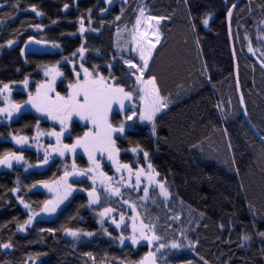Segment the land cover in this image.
I'll use <instances>...</instances> for the list:
<instances>
[{
	"label": "trees",
	"instance_id": "obj_1",
	"mask_svg": "<svg viewBox=\"0 0 264 264\" xmlns=\"http://www.w3.org/2000/svg\"><path fill=\"white\" fill-rule=\"evenodd\" d=\"M235 3L0 0V92L4 85L19 86L25 80L39 83L44 69L55 68L62 81L53 96H66L82 65L131 91L138 104L136 72L126 61L138 66L139 61L124 54L116 37L134 27L144 10L161 19V38L145 77H155L168 105L155 118V130L134 118L132 128L116 134L112 160L107 151L92 152L95 164L84 155L75 159L77 166L92 169L89 180L97 183L83 187L98 192V208L89 206L87 195L79 192L53 221L38 220L27 227L28 213L18 201L39 210L48 195L34 187L57 178L69 157L56 159L55 146L51 147L53 157L43 175L0 168V245H11L0 246V264H136L148 256L154 264H264V145L244 121L238 100L227 25ZM33 7L42 14L37 16ZM231 31L246 112L264 138V0H241ZM32 37L54 50L45 56L29 55L23 62L20 48ZM11 96L14 102L29 100L23 92ZM123 118L116 113L110 123L118 127ZM39 121L34 113L14 123L0 121V159L18 154L13 137L28 139L37 129L57 130ZM85 132L87 128L75 124L64 144L71 145ZM38 142L43 139L36 140L33 149ZM114 161L128 165L131 173L125 168L117 171ZM161 181L168 198L161 195ZM105 208L112 210L109 221L100 222ZM131 220L151 226L160 239L152 245L133 244ZM67 230L93 235L69 240ZM173 243L179 247H171Z\"/></svg>",
	"mask_w": 264,
	"mask_h": 264
},
{
	"label": "snow or ice",
	"instance_id": "obj_2",
	"mask_svg": "<svg viewBox=\"0 0 264 264\" xmlns=\"http://www.w3.org/2000/svg\"><path fill=\"white\" fill-rule=\"evenodd\" d=\"M65 7H67V5H65ZM32 11L35 12L37 16L42 14L37 11L35 7L32 8ZM230 15L231 12H229V16ZM149 19L153 18L149 17ZM203 22L205 25H207L208 20L205 19ZM137 23H139V21H137ZM12 43V41H9V46H11ZM145 43H148V41H145ZM155 43H159V39H157ZM155 43L152 44V48L155 47ZM54 46L58 47V45ZM139 47L140 59L144 62L143 66L137 68V65L131 63L130 61H126V63H128L130 68H137V71L140 73V75L137 76L136 79L137 82L141 84V87L138 89V91L140 93H143V95L139 98L144 102V108L139 113V119L152 122L156 113L161 111L162 107H167V104L161 103L162 98L159 95V89L157 87L155 77H152L148 80L142 79L143 72L148 67V59L151 56V49H148L147 55H145V49L143 45L140 44ZM79 51L83 53L84 49L81 48ZM81 68L83 70V75H81L80 72H76L77 80L74 84L69 85V87L72 89V92L68 96H61L59 95V93H56L55 96L52 95V93L55 92V89L52 86V83L54 82L53 78V82H49L47 85H40V87L37 88V93L35 97L30 94L28 102L31 103L32 107H34L38 112L44 113L51 119L58 121V123L61 125L60 131H53L48 133V135L56 137L57 145H60V138L64 135L65 131L68 130L69 124L72 121L73 116L79 117L80 120L90 121L92 123L93 131L85 132L83 137L77 138L75 144H63L60 148L57 149L60 155L63 156L65 151L75 153L76 149L79 147L83 148L84 151L89 153V159L92 160L94 164L96 163L92 156V152L94 151H107L109 153V159L112 160V154L116 151L115 140L112 138V134L114 132L123 133L124 125L120 124L118 127H113L112 123H110L108 120V113L111 110L113 104H119L120 109L123 110L125 107L124 100H131L132 92L125 91L123 87L115 86L109 83V81L105 77L100 76L99 74L93 75V73L89 72L87 68H83L82 65ZM48 74L49 73L46 71L45 75ZM57 75H60V73H57ZM133 75H135V73H133ZM25 85H27V80H25ZM7 89L8 85H4V90ZM41 89H43V91H41ZM12 107L15 109H19L20 107H22V105L16 104L12 105ZM4 111L6 110L0 108V112ZM8 115L11 116V112H9ZM127 119H132V116H128ZM153 130H155L154 124ZM41 134L43 133H38V135ZM13 139H16L17 143H22L26 142L27 138L22 137L17 139L16 137H13ZM144 156L145 158H147L148 153L144 152ZM10 158H14L17 162L23 159L22 156H17L15 153H10L7 154L3 159H0V165H5L6 167L11 168L12 164L10 162ZM47 162L48 156L46 154L44 157V163ZM114 162L118 164L117 171H120L121 168H125L128 169L129 173H131L132 170L128 167V165H119L118 161ZM96 166L99 167L98 164ZM148 167L150 169L152 168L151 163L148 164ZM73 168H75V165H73ZM87 171H92V169H88ZM69 174L70 173L65 172V176H68ZM79 174H84V170H81ZM137 176L139 177V172L137 173ZM138 183L139 179H137V184ZM70 187L71 186L69 185V188ZM159 187L161 195L165 198H168L169 192L165 188L164 183L162 181L159 182ZM14 191L16 190L14 189ZM94 191L95 190H93V192ZM113 191L114 194L119 193L118 188ZM144 191L145 195H147V189H145ZM93 192H89V196H93ZM96 202H98V197L92 200V203ZM21 203H23V201H21ZM48 203H51V201H49ZM24 207L28 208L29 205L24 204ZM48 210V205L45 204V211ZM110 211L112 210L105 208L104 212H102L101 215L103 216ZM121 220H123V217H121ZM113 222L115 223V221ZM26 223H32L31 216L29 217V220ZM119 226L120 225L117 224V227ZM141 228H148V230L151 231V226L149 225H141ZM19 230L23 231L24 227L21 226ZM133 230H136L135 226L133 227ZM67 234L72 237H77L79 235L78 232L71 230H69ZM83 235L91 236L93 235V233H83ZM261 235L264 236V233H261ZM141 238L148 240L149 243H151L152 240L160 239V237L156 235L148 237L144 234L143 231H141ZM243 238L248 239L247 236ZM136 242L137 241L135 239H132L133 244H135ZM121 243H123V240H121ZM0 246L4 248L11 247L10 244H3ZM164 246L165 245L163 244L160 245V247ZM171 247L177 248L179 247V245L173 243ZM149 255H151V253ZM145 259H147V257H145ZM205 264H207V262H205Z\"/></svg>",
	"mask_w": 264,
	"mask_h": 264
},
{
	"label": "rangeland",
	"instance_id": "obj_3",
	"mask_svg": "<svg viewBox=\"0 0 264 264\" xmlns=\"http://www.w3.org/2000/svg\"><path fill=\"white\" fill-rule=\"evenodd\" d=\"M149 17H152L153 19H149ZM137 21H139V23H137ZM137 21H136L134 27H132L129 30L126 29V31L124 33L118 34L116 38H117V41H118L119 45L122 47V50L124 51V54H129V55L131 54L135 59H137L139 61V66L136 64L137 68H139V67H142L143 63H144L143 60L140 59V47H139V45L140 44L143 45V47L145 49V55H147V50L151 49V56L148 59V66H149L151 57L153 55V52H154L156 46L158 45V43H155V42H156L157 39H159V41H160V38H161V35H160V32H159V28H158L159 24L161 22V19L153 17V16H151L149 14H146L145 11L142 10V11H140L138 13ZM208 23H209V20H208ZM145 41H148V43H145ZM153 43H155V47L154 48H152V44ZM53 50L54 49L52 48L50 50V52H53ZM133 64H135V63H133ZM137 68H134V70L136 72L135 75H134L135 79H136L137 76L140 75V73L137 71ZM147 69H148V67H147ZM147 69H145L144 72H143V77H142L143 80H148L145 77ZM46 71L49 73L48 75H45ZM78 72H80L81 75H83L82 68H80ZM43 73L44 74L42 75V78H41L42 80L39 83L33 84V83H31V81H27V85H25V82H24L23 84H21V85H19L17 87H14V86L8 87L7 90H4V88H3V90L0 92V100H1V104H2L1 108L5 109L6 111L0 112V121L1 122L10 123V121H12L13 118H14L12 116V112H11L12 105H15V103L12 100V96H11L13 93L18 92V91H22L23 94L27 95L28 97H29L30 94L33 97H35L36 93H37V88H39L40 85H47L49 82H53V78H54V82L52 83V86L55 89L56 84H58L59 82L62 81L61 75H57V73H59V72L55 68L44 69ZM93 75H96V74L93 73ZM74 78H75V80H74V83H75L76 80H77L76 73L74 74ZM136 85H137V89H139L141 87V84H139L137 82V79H136ZM41 91H43V89H41ZM71 92H72V89L68 85V92H67L66 96H68ZM138 93H139V97L143 95V93H140L139 91H138ZM52 95H53V93H52ZM139 97H138V100H139L138 104H135L133 102V97H132L131 100L125 99L124 100L125 107H124L123 110L120 109L119 104H113L111 110L108 113L109 122H110V115L112 113H118L122 117H124L123 118L124 122L121 123V124L124 125V130L126 128H132L133 124H132L131 120L134 119V118L139 119V113L144 108V102ZM161 103L162 104H166V102L164 101L163 98L161 100ZM137 105H138V109H137ZM167 109H168V105H167V107H162L161 111L156 113V115L154 117V120L152 122H149L147 120H140V119H139V121L143 125H147V126L153 127L155 118L157 116H159L160 114L164 113ZM138 110H139V112H138ZM9 112H11V116L8 115ZM36 113L39 114L40 117L43 116L42 117L43 119H48L49 118L47 115H45L42 112H38L37 110H36ZM133 113H135V114H133ZM128 116H132V119H130V120L127 119ZM77 119H79V117H77ZM80 121H83V120H80ZM83 122L89 127V130L87 129V132H92L93 131L92 123L90 121H83ZM39 132L40 133H45V132H42V131H39ZM116 134H119V132H114L112 134V138L115 137ZM49 136H51V135H49ZM38 137L40 138V140L43 139V135L37 136L36 137L37 140L39 139ZM27 143H28L27 141L26 142H22V144H21L22 146L21 147L26 148L27 147ZM61 146L62 145H56V154L59 157L60 156L61 157H67L68 156L69 158H72L73 160H75L79 155H84V159L88 158V160H90L89 159V153L84 151L83 148H79V147L76 149L75 153L65 151L64 155L62 156V155L59 154V151L57 150ZM10 161H11V164L14 167H18V168H21L23 166V164H24L23 162H20V161L17 162L14 158H11ZM71 166H72L71 162L70 163L64 162V164H63V173L67 172L69 168L71 169ZM91 180H93L92 177L89 180V184L91 186L94 185L95 183H97V182L91 181ZM45 185H47V186H45ZM18 187H19V182H18ZM34 189L45 192L48 195V198L45 201H48V200L54 201L56 203V205L60 208V210H63L66 207L67 203H69L68 200H69V198H71V196H73V195H75V194H77L79 192H81V193L86 192L83 189H81L80 191H76L75 192V191H73V188H71L72 189V194L71 195L65 194V189H69V185L63 183L61 181V179L59 178V176L57 178H55L53 181H51V182L40 183V184L36 185L34 187ZM18 191H19V188H17L16 191H14V199H15V197L17 198ZM64 197H66V198H64ZM108 198L111 199L112 197L109 195ZM18 204L21 205L24 208L25 212L28 213L27 214L28 215L27 216L28 220H29L30 216L32 217V223L31 224H27V227L32 226L36 221L41 220V208L39 210H35L32 206H29L28 208H25L24 204L21 203L20 201H18ZM109 215H110L109 212L106 213L103 216L101 215L100 222L108 220V216ZM99 216H100V214H99ZM129 222L131 223V224H129V227H131V238H130V241H132V239H135L137 241L136 244L152 245L154 243V240H152L151 243H149L148 240L141 238V231H143L144 234L146 236H148V237L153 236V231H149V230H145L144 228H141V225H139L138 221H137V223L135 221L132 222V220L129 221ZM124 223H125V225L126 224L128 225V220H127V223H126V221H124ZM134 226H135V229H136L135 231L133 230ZM68 231L69 230L65 231V237L67 239H69V240H78V239H81L82 236H83L82 232H80L79 230H74V231L79 233V235L77 237H72V236L68 235L67 234ZM142 262H143V264H153L151 256H150V258L148 256L147 259L142 260L141 262H138L136 264H142Z\"/></svg>",
	"mask_w": 264,
	"mask_h": 264
},
{
	"label": "flooded vegetation",
	"instance_id": "obj_4",
	"mask_svg": "<svg viewBox=\"0 0 264 264\" xmlns=\"http://www.w3.org/2000/svg\"><path fill=\"white\" fill-rule=\"evenodd\" d=\"M21 85V84H20ZM18 85H16V86H14V87H17ZM19 92H21L22 93V91H18V93ZM67 95V94H66ZM13 100V99H12ZM28 101L29 100H25L24 102H14V100H13V102L15 103V105L16 104H19V105H26V104H30V103H28ZM30 105H32V104H30ZM11 112H12V110H11ZM31 113H34V114H36V116L38 117V118H40L41 119V121H39V125H40V123L41 122H46L48 125H50L51 123H52V125L54 124L55 125V127H56V129L57 130H54V131H60V125H59V123H58V121H56V120H54L53 122H51V118L49 117L48 119H43L42 117H40V115L39 114H37L36 113V109L34 108V107H32V110H31V112L30 113H27V112H25V111H20V112H18V113H14V112H12V116L14 117L13 118V120L12 121H10V123H14V122H16V120H18L21 116H23L24 114H31ZM114 114H116V113H112L111 115H110V122H111V119H112V117H113V115ZM74 117V120L69 124V127H68V130L67 131H65V138H64V140L61 142L60 141V145H63L65 142H66V140L67 139H69L70 138V132H71V129L73 128V126L76 124V125H78V127H79V129L80 128H85L87 125L83 122V121H80L79 119H77V117L76 116H73ZM37 128H39V126L37 127ZM38 133H40L39 132V130L37 129V131L35 132V136H33V137H31V138H28V139H26V141L28 142L27 143V147L26 148H23V147H21L22 145V143H16V144H18L17 146L19 147H17V149H18V156H22L23 157V159L22 160H20V162H23L24 164H23V166L21 167V168H18V167H14L13 165H12V167L10 168V169H12V170H17V169H19L24 175H29L30 173H32V172H34L35 174H38V175H43V174H45V173H43V174H39V173H37L36 171H35V167H36V165L37 164H39V163H44V157H45V155L47 154V156H48V162H47V164H48V168H47V170L46 171H48V169H49V167H50V163H51V159H52V157H53V154L51 153L52 152V148L51 147H53L54 148V146H55V149H56V145H57V141H56V137L55 136H49L48 135V133H50L49 131L48 132H45V133H43V134H41V135H43V143H41V142H38L37 144H36V146H37V149H36V147L33 149V146H34V144H35V142H36V137L37 136H40V135H38ZM84 136V135H83ZM22 138V137H21ZM39 138V137H38ZM19 139V138H18ZM38 140H40V138L38 139ZM37 140V141H38ZM76 140L77 139H73L72 140V144H74L75 142H76ZM51 143H54V145H50ZM70 145V144H69ZM21 147V148H20ZM54 149V150H55ZM34 150H36L35 152H34ZM32 155V156H31ZM56 156H55V158L56 159H58V155L57 154H55ZM11 159V158H10ZM11 162V161H10ZM71 162V164H72V166H71V169L69 168L68 169V173H70L68 176H71V175H73L74 174V172L75 171H81V170H84V172L86 173V174H88V179L85 181V182H75V181H73V180H69V179H67V180H62L61 179V175H63V174H65V172L63 173V164L64 163H62V165H60V175H59V178L61 179V181L63 182V183H65V184H68V185H70L71 187L69 188V189H65V194H68V195H71L72 194V189L71 188H73V191H80L81 189H83L84 191H86L85 189H84V187H83V185L84 184H89V171L87 172V170H88V168L87 167H85V168H81V167H79V166H77L76 165V163H75V160H73L72 158H69V161L67 162V163H70ZM73 165H75V168H73ZM93 167V166H92ZM0 168L1 169H3V168H9V167H6L5 165H0ZM89 192H93V190H88V191H86V192H83L84 194H89ZM94 192H96L97 194H98V192L97 191H94ZM99 196V195H98ZM71 198H69V200H70ZM68 200V201H69ZM88 205L90 206V204L88 203Z\"/></svg>",
	"mask_w": 264,
	"mask_h": 264
},
{
	"label": "water",
	"instance_id": "obj_5",
	"mask_svg": "<svg viewBox=\"0 0 264 264\" xmlns=\"http://www.w3.org/2000/svg\"><path fill=\"white\" fill-rule=\"evenodd\" d=\"M240 1L241 0H236V3L232 6V8L229 11V12H231V15L229 16V12L227 14L228 35H229V41H230V45H231L232 57L234 60V65H235V81H236V86H237V94H238V100H239L240 109H241V113H242L244 121L246 122V124L248 125V127L250 128L252 133L255 135V137L264 145V138L257 132V130L254 128V126L252 125V123L250 122V120L248 118L246 108H245V104L243 101V97H242V94H241L240 88H239L238 66H237L236 55H235V50H234V46H233L231 22H232V18H233L234 12L236 10V7L239 5ZM49 49H50V46L45 41L38 40V39L32 37V38L26 40L22 44V46L20 48V57H21L22 61L24 62L26 57H28L29 55H35V56L47 55ZM31 110H32V105H30V104L22 105V107H20L19 109L12 108V112H14V113H18L20 111H25L27 113H30ZM73 120H74V117L72 118V121ZM60 127H61V125H60ZM64 138H65V133L60 138V141L62 142L64 140ZM47 168H48L47 163H39L36 165L35 171L39 174H43L46 172ZM79 173H80V171H75L74 174L71 176H65V174H63V175H61V179L62 180L69 179V180H73L75 182H85L87 180V174L86 173L79 174ZM97 197H98V202L92 203V200L96 199ZM87 200L90 202V204L93 208H98L100 206V198L96 192H93V196L88 195ZM45 204L48 205V209H49L48 211H45ZM45 204L42 208L41 219L43 222L47 223V222H50V221L55 219L59 210L53 202H51V203L46 202Z\"/></svg>",
	"mask_w": 264,
	"mask_h": 264
},
{
	"label": "bare ground",
	"instance_id": "obj_6",
	"mask_svg": "<svg viewBox=\"0 0 264 264\" xmlns=\"http://www.w3.org/2000/svg\"><path fill=\"white\" fill-rule=\"evenodd\" d=\"M85 128H87L88 130H89V127L88 126H86ZM72 197V196H71Z\"/></svg>",
	"mask_w": 264,
	"mask_h": 264
}]
</instances>
